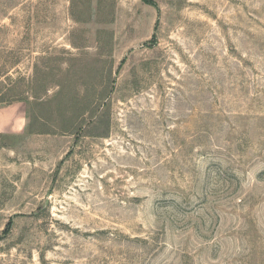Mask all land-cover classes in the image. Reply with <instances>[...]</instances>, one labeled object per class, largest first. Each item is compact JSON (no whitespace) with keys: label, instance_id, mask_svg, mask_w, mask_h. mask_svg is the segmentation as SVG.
Listing matches in <instances>:
<instances>
[{"label":"rangeland","instance_id":"obj_1","mask_svg":"<svg viewBox=\"0 0 264 264\" xmlns=\"http://www.w3.org/2000/svg\"><path fill=\"white\" fill-rule=\"evenodd\" d=\"M0 264H264V0H0Z\"/></svg>","mask_w":264,"mask_h":264},{"label":"crops","instance_id":"obj_2","mask_svg":"<svg viewBox=\"0 0 264 264\" xmlns=\"http://www.w3.org/2000/svg\"><path fill=\"white\" fill-rule=\"evenodd\" d=\"M28 105L18 100L0 106V144L5 137L20 136L28 130Z\"/></svg>","mask_w":264,"mask_h":264}]
</instances>
